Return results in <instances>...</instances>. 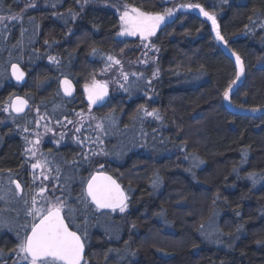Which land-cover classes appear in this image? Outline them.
Wrapping results in <instances>:
<instances>
[{
  "label": "trees",
  "instance_id": "16d2710c",
  "mask_svg": "<svg viewBox=\"0 0 264 264\" xmlns=\"http://www.w3.org/2000/svg\"><path fill=\"white\" fill-rule=\"evenodd\" d=\"M101 1L82 8L83 0H34L29 8L26 0H0V15L10 9L21 17L0 25V184L15 180L22 189L0 218L19 221L33 196L40 206L43 185L44 198L74 209L70 229H87L83 264H264V0H112L153 14L198 4L224 38L206 19L172 10L143 44L117 34L120 17L111 0ZM147 50L150 62L131 67L137 75L127 88L90 110L103 125L99 153H85L71 133L44 142L49 179L36 181L26 153L33 126L25 120L38 111L73 121L88 111L84 85L103 79L108 56L131 65ZM229 53L243 63L239 85ZM13 64L27 75L22 86L10 79ZM64 79L74 87L71 98L61 93ZM230 84L229 103L249 115L227 109ZM14 96L31 104L26 115L5 110ZM99 172L126 192L124 213L96 210L87 198L86 184ZM0 241V264H13L17 240L8 234Z\"/></svg>",
  "mask_w": 264,
  "mask_h": 264
},
{
  "label": "snow or ice",
  "instance_id": "6c2138e0",
  "mask_svg": "<svg viewBox=\"0 0 264 264\" xmlns=\"http://www.w3.org/2000/svg\"><path fill=\"white\" fill-rule=\"evenodd\" d=\"M80 2V0H77ZM89 3V0H83L81 7L84 4ZM27 7H35L34 0H26ZM55 7V5H52ZM181 7H195L199 8L200 12L212 22L213 29L216 32V38L223 41L224 38L221 35L216 18L214 15L205 11L200 5H181ZM9 15H0V25L7 27V21L19 20L21 17L11 13L9 9ZM71 11V10H70ZM75 13H73V19H75ZM173 12L171 9L167 10L164 14L151 13L142 11L137 7H130L129 5L123 6V11L120 15V25L118 35L120 36H139L142 41L148 40L149 37L155 35L156 30L160 24L164 22L165 16H172ZM147 47V45H145ZM95 53V49L93 50ZM235 55V53H233ZM107 59L114 64H120V61L112 56H108ZM50 61H56L55 57H49ZM238 72L236 74V80H239L240 76L244 72L243 63L240 57L236 56ZM145 63L146 61H141ZM13 76L20 81L24 77V73L14 64L12 65ZM121 75L123 79L127 81L128 74L124 73L121 69ZM132 75H137L132 73ZM142 75V74H141ZM155 76L156 73L154 72ZM150 83V81H149ZM235 83V80L232 81ZM63 91L66 96L72 95V84L68 79L62 81ZM107 84L103 82H97L93 80L92 84H85L84 91L87 93L89 110L91 106L96 104L97 101L103 100L107 95ZM231 91V84L229 88L224 91L223 96L225 100H229V93ZM27 106V101L17 97L14 101H11L8 106L13 111L21 113ZM256 111V109H253ZM147 116H152L159 119L158 113L153 110L151 112L145 109ZM71 123V121H69ZM97 128H102V124H97ZM76 131H80V127L76 128ZM38 143V141H37ZM26 153H30L32 157L35 156V152L29 148L26 149ZM46 161L37 160L36 163L31 164L32 169H43L46 167ZM58 171V170H57ZM40 176L43 180H48L49 176L41 171ZM35 179V174H34ZM11 183L15 184L17 191H21V184L15 180ZM255 183V180H253ZM47 191V187L41 185L38 195L42 198L41 201H37V197L33 196L31 204L25 209V215L31 217V226L29 229L28 221H26L22 227L24 229V235L21 237L17 232L18 243L12 253L16 259L13 264H82L84 262V249L87 243V229L85 228L82 234H78L77 231L70 230L69 224L66 222V216H71L74 209L66 205V202L60 198H55V203L44 198V193ZM87 197L91 199V203L95 205L96 210L109 209L112 212L119 210L124 213L127 208V196L121 191L120 186L116 184L111 177L107 176H93L87 184ZM2 199V197H0ZM83 200V198H81ZM27 204V201H25ZM68 208L65 213L64 209ZM6 222L0 220V228L5 226ZM12 230V229H9ZM83 237V238H82ZM2 255V250H0Z\"/></svg>",
  "mask_w": 264,
  "mask_h": 264
},
{
  "label": "rangeland",
  "instance_id": "374dc122",
  "mask_svg": "<svg viewBox=\"0 0 264 264\" xmlns=\"http://www.w3.org/2000/svg\"><path fill=\"white\" fill-rule=\"evenodd\" d=\"M112 1V0H111ZM169 1H174V0H169ZM93 2H100L101 4H105L104 2L102 3L101 0H89V3ZM117 2V1H116ZM113 4V1L108 4V8H112L120 17L121 12L123 11V6L125 4L116 3ZM192 3H186V4H177L174 6L173 9L176 13H188L191 15H198L202 17L203 19H206L207 21L211 22L210 20L207 19L201 12L199 8H189V7H181V5H189ZM192 5H198V4H192ZM203 8L202 6H200ZM204 9V8H203ZM205 10V9H204ZM206 11V10H205ZM210 13V12H209ZM212 14V13H210ZM213 15V14H212ZM164 23V22H163ZM212 23V22H211ZM124 39H136L137 41L144 43L140 39L139 36H120ZM146 45V43H145ZM144 46V49L146 48ZM148 47V45H147ZM147 49V48H146ZM140 56L136 59V61H132L131 65L129 63H123V61L120 60V64H114L111 61L108 64V67L104 69V72H102L103 79L95 80L97 82H103L107 84L108 88V96L105 100L103 101H97L96 104L91 106V109L96 106V105H102L104 102H106L111 96H115L116 94H119L122 92L123 89H126V83H128L129 77H135L132 75V73H135V71L131 68H134V65H139V66H146L150 62V58H148L149 51L147 52H141ZM152 60V59H151ZM141 61H146L145 63H142ZM121 69L123 70L124 73L128 74V79L125 81L123 79V76L121 75ZM137 74V73H136ZM136 80V78H135ZM93 82V81H92ZM92 82L89 83V85L92 84ZM83 93H84V99L85 101L88 102V96L87 93L84 91L83 88ZM89 103V102H88ZM88 109V111L81 112L79 113L76 118L69 123L67 120H62L60 122L58 121H52L49 118H46L48 116H43L38 113V111H33L31 116L27 118L25 123H27L32 127V130L30 132V136L28 138V143L29 146L27 149L31 148L35 152V156L32 157L30 153H27V157L30 161L31 164L36 163L37 160H40L41 156V148L44 142L51 141L52 143L56 144L57 142L59 143L60 141L62 142L64 138L71 133L73 136L80 135V143L81 146L84 148V143L87 145L85 153L88 155H91L92 157L97 155L99 153L96 145H100V142H97V139L95 138L97 135H99V129L97 128L96 125L99 124L98 121L92 116V113ZM54 116V114H53ZM80 127V131L77 132L76 128ZM82 136V137H81ZM76 137V138H77ZM96 140V141H95ZM38 141V143H37ZM41 161V160H40ZM32 169V168H31ZM33 173L35 174V179L36 181H41L43 178L40 176L41 171H43L46 175H48V169L45 167L43 169H32ZM5 179V178H4ZM45 181V180H44ZM40 183V182H39ZM16 193L15 187L13 183H5L3 182L0 184V194L2 195V200H4V203H6L7 206L12 207V202L10 201L9 197L14 195ZM10 201V202H9ZM1 220V219H0ZM26 221L31 223L32 218L27 217L26 215H23L19 221H15L14 223L6 222L7 225L10 226V234L17 240V232H19L20 236L22 237L24 235V229L20 227L23 225ZM28 223V226H29ZM13 226V228H11ZM16 258V257H15Z\"/></svg>",
  "mask_w": 264,
  "mask_h": 264
},
{
  "label": "water",
  "instance_id": "95a60500",
  "mask_svg": "<svg viewBox=\"0 0 264 264\" xmlns=\"http://www.w3.org/2000/svg\"><path fill=\"white\" fill-rule=\"evenodd\" d=\"M163 25H164V23H161L158 29L162 28ZM229 56H230V57L233 59V61L235 62V65H236V68H237V72H238L237 61H236V55H234V54H232V53H229ZM13 65H14V64H13ZM15 65L19 68L20 71H22V72L24 73V77H23L22 80L17 81V79H16V78L13 76V74H12V73H13V69H12V65H11V67H10V69H9L10 79H11L12 83H14L15 85H17V86H22V85L25 84V82H26V80H27V75H26L25 71H24L19 65H17V64H15ZM243 76H244V72H243V74L240 76L239 80H237V82H236L238 85L241 84V82H242V80H243ZM62 81H63V80H62ZM62 81H61V83H60V90H61L62 95H63L64 97H66V98H71V97L74 95V87H73V85H72V89H73V91H72V95H71V96H66V95L64 94V91H63V84H62ZM107 96H108V88H107V95L103 98V100H105V99L107 98ZM17 97H19V98H21V99L27 101V99H25V98L22 97V96H14V97L10 100V102H11V101H14ZM103 100H101V101H103ZM225 103H226L227 109H228L231 113H233V114H235V115H249V114L251 113V110H250V109H242V108H238V107H234V106H232V105L229 103L228 100H225ZM9 104H10V103H9ZM30 108H31V104L29 103V101H27V106L24 108V111H23V112H21V113H17V112H15V111H13L11 107H9V112H10L11 115H13L14 117H22V116L26 115V114L29 112ZM258 114H264V109H261V110L258 112ZM93 176H97V177H100V176L111 177L112 180H114V181L116 182V184H118V185L120 186V189H121V191L124 192L125 196H127L126 192L123 190V188L121 187V185L115 180V178H113V177H112L111 175H109L108 173H104V172L95 173V174H93V175L90 177V179L88 180V182L91 180V178H92ZM88 182H87V184H88ZM87 184H86V187H85V193H86V196H87ZM19 192H20V191H19ZM87 198H88V199L90 200V202H91V199H90L89 197H87ZM126 202H127V201H126ZM92 205L95 207L94 204H92ZM102 211H111V210H109V209H103ZM70 230H71V229H70ZM85 254H86V248L84 249V259H85ZM83 263H84V262H82V264H83Z\"/></svg>",
  "mask_w": 264,
  "mask_h": 264
},
{
  "label": "flooded vegetation",
  "instance_id": "af4514ba",
  "mask_svg": "<svg viewBox=\"0 0 264 264\" xmlns=\"http://www.w3.org/2000/svg\"><path fill=\"white\" fill-rule=\"evenodd\" d=\"M158 30V29H157ZM156 30V31H157ZM4 177V176H3ZM5 178V177H4ZM4 179H2V181H3ZM1 184H2V182H1ZM14 185V187H15V191H16V193H18V194H22V190L20 191V192H18L17 191V189H16V186H15V184H13ZM0 197H2V195L0 194ZM12 208H14L13 206H12ZM0 213H2V214H6V213H9V209H8V206L6 205V203H4V200H2V199H0ZM3 217L4 218H6L5 217V215H3ZM1 220H3V221H7L6 219H2V218H0ZM8 222V221H7ZM10 228V226L9 225H7V224H5V226H3L2 228H0V240L2 239V238H4L5 236H7L8 234H10V230H8ZM29 229H30V227H29ZM12 235V234H11ZM2 243H1V241H0V250H2Z\"/></svg>",
  "mask_w": 264,
  "mask_h": 264
}]
</instances>
